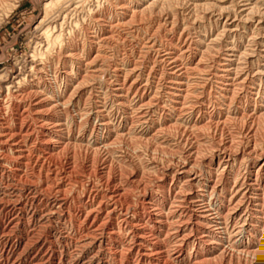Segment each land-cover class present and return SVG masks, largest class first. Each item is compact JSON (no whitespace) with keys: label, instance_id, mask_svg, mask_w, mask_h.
Instances as JSON below:
<instances>
[{"label":"bare ground","instance_id":"1","mask_svg":"<svg viewBox=\"0 0 264 264\" xmlns=\"http://www.w3.org/2000/svg\"><path fill=\"white\" fill-rule=\"evenodd\" d=\"M63 1L64 0H52L43 6L45 19L40 21L37 27L40 31L44 32L45 30H51L52 28H54L52 30L57 29L58 26L53 27L52 25L54 23L55 25H58L60 19L64 18L62 17L63 11H61V9L60 12H57L59 14L54 22L48 23L47 20L50 19L53 11H55ZM183 1L185 0H116L115 5L108 3L111 5L109 13H104L99 16H96L95 14V16H92V20L89 22L90 24H87V28L82 30L83 34L79 33L80 35H83L81 44H77L78 42L75 43L76 41L70 42L68 40L70 42H67L68 45H61V47H59L55 59H53L54 56L53 58L50 57V59L47 58L50 61L46 60V62H48L44 64V61L33 58V60L27 64V67H25L24 70L22 69L23 71L21 70L19 73L10 72L5 76L0 77V181H9L14 178H19L21 181L22 175L27 176L28 172H34L37 168L42 172L43 170H47V173L51 176L50 178H53L55 181L61 177L62 174L57 170H53L52 167L55 165L58 166L60 163L62 164L59 160L60 157L70 153L71 150L78 152L79 155L86 154L87 152L89 153L92 146H98L100 143L102 144V149L116 157L117 147L122 148L123 145H126L129 151V149H131V147L134 148L136 146L135 143L138 142L141 147L143 146L144 152H146L147 155L150 154L157 157L158 153H160V155H163L164 157V161H162L164 164H176L173 167L171 165L168 166V168L165 167L168 170L166 172L172 174L170 188H167L168 184L166 181H162L160 186L158 185L159 188H157L159 189V194L156 193V195H154V193L157 192L155 191L148 199L146 198L145 203L150 208V211L148 213L145 212V214V209H142L141 207L143 200L140 202V206L139 204H135L131 207L132 200L127 198V196L123 197V195H127L124 192L125 190L116 192L114 194L115 196L112 195L110 197L111 202H104L103 199H109L108 195L104 194L106 190L96 188L97 190L93 191L94 189H89L90 191L85 193L86 195L82 192L84 198H82L81 195L82 200H77L75 202L78 207L74 210L69 208L70 203L67 201L68 197L67 199H63V197L55 198L53 204L48 207L49 209L45 208L48 212L47 217L41 216L42 211H39V204L42 200L40 196L37 195L39 192L35 185H22V188H19V182L15 184L20 189L18 190V193H20L21 190L28 192L24 198L22 196L16 198V196L8 195L5 193V190H2L0 192V264H64L71 257L68 251L72 244L66 243V240L68 242V239H64L66 244L63 242L55 243L52 240H49V236H43L39 230L37 232L34 228L35 223L34 226H31L32 222H35L38 217L40 218L37 220L36 224L47 223L53 220L66 223L69 218V222H72L74 219L72 222L73 225L71 224V226L76 230L77 236H82L86 232L87 234L90 233L91 237L95 234V236L91 238L93 245L98 244L99 246H102L104 243L106 244V242H110L112 239V244L114 242L115 244H118V246H123L128 239L131 243L130 250H128L129 254H126V249V252L121 251L120 253L116 251H114L115 253H110L108 250L104 252L103 255L107 258H112L116 262L122 260L121 262L124 261V264H130V259L133 257L129 259L128 256L132 254V249L138 244V248H140L138 254L141 256H139L140 260L139 262L137 261L136 264L154 263L156 258L152 254H147L146 251L141 250L144 248L143 245L146 247L147 245L150 247L153 245L151 246L152 243L150 244V240L148 241L146 240L147 238H145L144 228L146 227L143 225L144 228H140L138 225L145 218L146 221L151 223L152 227L157 231L156 235L158 238L167 235L165 238L167 239L170 234L175 235V233L179 235L181 231H178V229L175 230V228L167 222L170 219L177 217V212L174 213L172 211L167 214L164 212L165 210L167 211L166 208L169 207L171 199H174L173 203L175 205L177 204L175 207L176 209L172 207L173 209L177 210L180 208L189 219H196L198 221L193 227H191V224L187 225L186 223L185 225L183 223V225L186 226V229L182 230L183 233H188V231L190 233L194 228L197 233L201 234L200 238H198V235V237L194 239L195 241H192V235L190 236L187 234L189 236L186 235L187 237L183 241L185 245L193 244L200 255L204 254V256H206L204 252H207V254L211 256L210 249H213L214 253H220L219 256H221L226 253V250L221 247L222 245L219 243L217 244L216 241L221 242L220 235L223 234L222 232L227 234L230 231V224H236L231 230V234L237 232V236L242 235L244 237L242 241L245 243L244 246H241L243 249H240L238 254H236L238 251L236 250V259L247 263V259L251 256L254 258L256 257L257 259L260 257V260H262L264 264V256L260 252V249L262 248L261 242L264 240V35L260 41H258V38L257 41L256 39L253 40L254 44L262 45V50L260 52H254V56L247 54L244 56L239 55L242 59H238V69L236 70L232 69L233 64H231L230 60L219 59L218 55V57L212 58V63H209V59H205V56L208 55L210 57L212 52H210L211 49H206V53V50H204V53L202 52L204 48L202 39H197L194 43L191 41L189 45H193L194 49H191V46L189 45L184 46V43L182 44L183 46L180 44V46H178L179 48L177 46L174 47L173 45L172 48V46L169 45L170 47L168 49L171 50L166 54L161 53L164 56L159 57L156 70H153L152 68V70H150L148 67L143 66L139 69L138 75L136 73L138 68H134L142 66L137 63L138 60L137 62H133V60L129 58V55L128 58L118 61L121 65L116 63L114 66L115 68L113 69V66H111L112 58L110 57L111 55L109 56L110 52L106 50L111 44V39L114 37V35H112L114 28L116 29L117 27L119 30V28H122L121 26L125 25V27H127V24H133L138 19H144L146 16L148 18V15L156 16V14L159 15L169 12V15L173 14L176 17L177 11L180 8L179 6L182 5ZM232 1V4L230 3V5H232L231 7H220L219 9L222 11L237 12V5L235 4L240 5L241 10L242 3H248L251 0ZM254 1L256 3H252V6L250 7H248L249 5L243 4L242 8L244 9L245 17L243 16V13H241V18H245V21L244 19L243 21L246 22L248 26H252L253 22H256L259 19L262 28L258 31L264 32V0ZM12 2L13 0H0V14L4 7H13L14 4H11ZM185 3H187V1ZM225 5H229V3ZM189 6L191 5L188 4V7ZM205 6L207 7V5ZM105 7L106 6H104V8ZM217 8L218 7H216V9ZM86 10L87 8H85V11ZM196 10L200 12V10ZM207 11L210 12L211 8L210 11ZM200 14H203V12ZM152 16L151 18H153ZM198 17L199 16L196 18ZM234 17L236 19V15ZM132 26L135 27V25ZM63 30H65V28ZM184 30L183 33L185 34ZM206 31H204V33ZM48 32L49 31L44 32L42 35V37L46 38V54H48L47 52L50 47L56 48L57 44L51 45L50 43H57V41L62 38L61 34L58 36H54V34L53 36H48ZM246 32H248V30ZM225 35L232 36L231 45H229L231 48L237 47V45L239 47V43H241L240 41L243 38V33L240 35L234 34L232 31H226V33L221 36L226 37ZM217 38L218 39H214V42L211 39L213 42L212 46L220 47L221 49V45L224 43H222L221 37L217 36ZM72 41H74V39ZM258 42L260 44H258ZM156 47L157 44L151 42L148 45L143 44L141 48H147L149 51ZM164 49L165 48H163V52ZM241 51L240 53H242ZM117 56H119L118 53ZM233 57H235V55H233ZM120 66L128 69L133 67L135 70H131L129 75L122 77L127 72L125 73V70ZM243 66H250V69L245 70ZM157 69L166 70L162 73L161 78L157 77ZM253 69L261 71L254 73ZM112 75L115 76V82H110L109 80V76ZM134 78L136 79L133 80ZM138 81L142 82L140 86L137 84ZM101 83L102 85H99ZM98 86L101 87L100 89H104L105 87L106 92L104 95L106 97H111L110 99L115 107L111 108V111H109L105 105H103V107L98 105L100 104L97 103L99 100L96 92ZM116 112L121 115L118 120L114 116ZM109 113H112L113 118ZM146 114L148 117L151 114L157 116L158 121L154 119L149 120ZM50 121H52V123ZM63 127L65 128L63 129ZM73 131L78 132L76 137L72 134ZM88 137L90 140H87ZM125 137H127V139ZM160 137H162L165 140V143H168L170 146H165V148H163L164 144L160 145L162 147L157 151L158 148L155 147V144ZM118 140L122 141L119 142ZM84 143H86L87 147L83 146ZM99 148H97L96 153H94L96 156L94 157V161H96V166L99 167V169L101 166L103 167V169H101V171H103L100 174L96 171L98 174H96V176L101 180V178H104L103 175L106 172L105 170H108L111 173V171H113V166L111 165L108 167V162L101 160V148ZM133 155L134 152L132 156ZM128 156L129 155H127V158L130 160V163L141 170V167L144 165V159L142 156L136 155L137 157L135 156L133 159L135 161L130 158L132 156ZM155 159L157 161L158 158ZM125 160L126 156H122L117 159V163L122 162L125 166ZM147 160L149 159L147 158ZM149 161H151V159ZM92 163L94 164V162ZM154 165L156 168L161 166L158 161L155 162ZM73 166H75L74 163ZM119 166H121V164H119ZM93 168L94 167H92V169ZM67 173L65 175H67ZM124 173L127 174L126 171H124ZM154 173L156 174L155 171ZM105 175L107 174L105 173ZM31 177L26 178L31 180L33 178ZM153 177H156V175ZM37 178L41 179V176L40 178L37 176ZM129 178L130 177L128 176V179ZM133 179H135V175H133ZM60 180H63V184L61 183L59 185L57 183L59 193L69 185V183L67 184V178L61 177ZM121 180L122 179H120V181ZM159 181H161V179ZM35 182L34 184H36ZM95 182H97V180ZM132 183L134 185V182ZM141 185L138 183L135 184L137 189H140ZM119 186L123 185L119 184ZM46 187L47 188L44 189H50L51 186ZM91 188L93 187L91 186ZM144 190H146V188H144ZM48 191L45 190V192L50 193ZM132 191L133 190L130 189V191H126V193L131 195L129 193H132ZM143 193L144 191L141 194L143 195ZM61 194L62 193H60V195ZM47 195L48 194H46V196ZM158 195L161 198L160 200L157 198ZM132 196L135 198L134 195ZM53 197L57 196L55 195ZM200 202L204 204L206 203L205 212L198 213L196 212L197 210H193L194 208L192 206ZM124 205L126 207H124ZM142 205H144V203ZM159 205H161L162 208L160 209L163 211L157 208ZM71 211H74L75 213L74 216H71L72 218L70 217ZM80 224L87 225L88 228L83 229ZM219 226H222L223 228L221 229ZM219 231H221V233H219ZM87 237H89V235ZM168 239V242L171 243L173 237ZM159 245H161V243ZM257 247L259 248L257 249ZM33 249H38V251L34 257H31L30 253ZM146 250L148 251V249ZM75 251L77 250L74 249V252ZM80 251H82V249ZM143 251L145 253H143ZM185 252L186 251L183 252L182 250L174 252L173 250L172 252L166 251V253H162L170 263H173L175 260L177 262L189 264L191 263L192 257ZM216 258L218 257L216 256ZM212 260L214 259L212 258ZM198 262L200 263V261ZM132 263H134V260ZM162 263L164 264V262Z\"/></svg>","mask_w":264,"mask_h":264},{"label":"rangeland","instance_id":"2","mask_svg":"<svg viewBox=\"0 0 264 264\" xmlns=\"http://www.w3.org/2000/svg\"><path fill=\"white\" fill-rule=\"evenodd\" d=\"M49 1H52V0H13V2L11 3V4H14L13 5V7L12 6H8V7H4L2 10V13L0 14V77H3V76H5L6 74H8V73H10V72H15V73H19V72H21V70L23 69H25V67H27V64L28 63H30L32 60H33V58H35L36 60H41V61H44L43 63L45 64V63H47L48 61H50V60H48L47 58H49L50 59V57L51 58H53V56H54V58L53 59H55L56 58V56H57V52H58V49H59V47H61V45H68V43H70V42H75V43H77V44H81L82 43V39H83V35H80L79 33H82L83 34V31L82 30H84L85 28H87L86 26H88L90 23V21L92 20V16H95V14H96V16L98 15H102V14H107V13H109V10H110V8H111V5H115V3H116V0H113V1H111V0H64L63 2H62V4H60L56 9H55V11H53V13L51 14V17H50V19L49 20H47V22L48 23H52V22H54L55 21V19L57 18V15L59 14V13H57V12H60V9H61V11H63L62 12V17H64V18H62V19H60V21H59V23H58V25H55V23L52 25L53 27L54 26H58L57 27V29H55V30H52V29H54V28H52L51 30H45L44 32H47V31H49L48 33V36H53V34H54V36H58V35H62V38L59 40V41H57V43H50L51 45H53V44H57L56 45V48H54V47H50V49H48V54H46V50H47V48L45 47L46 46V38H44V37H42V35L44 34V32L43 31H40V29H38L37 27H38V25H39V23H40V21H42L43 19H45V15H44V12H43V6L47 3V2H49ZM87 1V2H86ZM93 1V2H92ZM108 1V2H107ZM115 1V2H114ZM187 1V3L189 4V5H191V6H189L188 7V4L187 3H185ZM190 1V2H189ZM196 1V2H195ZM214 1V2H213ZM221 1H222V3H221ZM240 1H242V0H240ZM240 1H238V2H240ZM244 1V0H243ZM83 2H84V5H83ZM90 2V3H89ZM96 2V3H95ZM232 0L230 1V0H219V2H218V0L216 1V0H185V1H183L182 2V5H180L178 8V11H177V15H176V17L172 14H170L169 15V12H166L165 14L164 13H162V14H156V16L155 15H148V18H147V16L144 18V19H136L134 22L135 23H131L132 25H135V27L134 26H132L131 24H127L126 26L127 27H125V25L124 26H121L122 28H119V30H118V28L116 27V29L114 28L113 29V31H112V35H114V37H113V39H111L112 41H111V44L107 47V51H109L110 53H109V56L112 58V65L111 66H113V69L115 68L114 66H115V64L116 63H120V62H118V61H120L121 59L122 60H124V58H128V56H129V58H131V60H133V62H137V60H138V64H141L142 66L141 67H134V68H138L137 69V71H136V73H137V75L139 74V69L140 68H142L143 66H146V67H148L150 70H156V66H157V62H158V59H159V57L160 56H164V55H162V54H166V53H168L170 50L168 49L170 46H174V47H178V46H180V44L182 45L183 43V45L184 46H188L190 43H191V41H192V43H194L197 39H202V41H203V45H204V48H203V50H202V52L204 53V50H209V49H211L210 50V52H212L211 53V55H210V57L207 55V56H205V59H209V63H212V58H214V57H218L219 59H223V60H227V61H229L230 60V62H231V64H233V66H232V69L233 70H236V69H238V59L240 60V59H242V57H240V56H244V55H252V56H254V52H260L261 50H262V45L258 42V44H260V45H257V44H254V41L253 40H255L256 39V41H257V38H258V41H260L261 40V38H262V36L264 35V32H259L258 30L260 29V28H262V26H261V24H260V20L258 19L256 22H253V25L252 26H248L247 24H246V22H244L245 21V14H244V9L242 8V6H243V4L244 5H249L248 7H250V6H252V3L254 4V3H256L254 0H251V1H249L248 3L246 2V3H242V5H241V10H240V5H238V4H235V5H237V9H236V11L237 12H239V13H237V12H230V11H225V10H220L219 8L220 7H223V8H225V7H231L232 5H230V3L232 4ZM111 4V5H109V4ZM203 3H205V4H203ZM214 3H215V5H214ZM229 3V5H225V4H228ZM80 4V5H79ZM197 6H195V5ZM204 6H203V5ZM209 4V5H208ZM213 6H212V5ZM63 5V6H62ZM78 5V6H77ZM108 5V6H107ZM194 5V6H193ZM198 5H202V6H198ZM205 5H207V7L205 6ZM224 5V6H223ZM104 6H106L105 8H104ZM186 6V7H185ZM209 6V7H208ZM215 6V7H214ZM83 7V8H82ZM212 7H213V9H212ZM216 7H218L217 9H216ZM75 8V9H74ZM80 8V9H79ZM85 8H87V10L85 11ZM92 8H93V10H92ZM198 9V10H200V12L199 11H195V10H193V9ZM210 8H211V11H210ZM66 9V10H65ZM79 9V10H78ZM91 9V10H90ZM106 10V11H104V10ZM202 9H203V11H202ZM90 10V11H89ZM95 10V11H94ZM103 10V11H102ZM207 10H209L210 12H208ZM214 12H213V11ZM216 10V11H215ZM243 10V11H242ZM65 11V12H64ZM67 11V12H66ZM187 11V12H186ZM220 11V12H219ZM223 13H222V12ZM225 11V12H224ZM196 12H198V13H195ZM203 12V14H200V13H202ZM206 12H208V13H206ZM219 12V13H218ZM98 13V14H97ZM227 13V14H226ZM241 13H243V19H244V21H243V19L241 18L242 17V15H241ZM55 14V15H54ZM85 14V15H84ZM93 14V15H92ZM194 14V15H193ZM200 14V15H199ZM211 14V15H210ZM220 14H221V16H222V18H221V16H220ZM223 14V15H222ZM231 16H230V15ZM239 14V15H238ZM54 15V16H53ZM84 15V16H83ZM88 15V16H87ZM159 17H158V16ZM161 15V16H160ZM164 15V16H163ZM202 15V16H201ZM203 15H205V16H207V17H205V16H203ZM236 15V19H235V16ZM53 16V17H52ZM69 16V17H68ZM91 16V17H90ZM150 16V17H149ZM151 16L153 17V18H151ZM163 16V17H162ZM189 16V17H188ZM197 16H201L200 18L198 17V18H196ZM219 16V17H218ZM68 17V18H67ZM90 17V18H89ZM228 17V18H227ZM168 18V19H167ZM176 18V19H175ZM202 18V19H201ZM204 18V19H203ZM68 19V20H67ZM88 19V20H87ZM146 19V20H145ZM153 19V20H152ZM178 19V20H177ZM195 19V20H194ZM197 19V20H196ZM201 19V20H200ZM210 19V20H209ZM212 19V20H211ZM220 19V20H219ZM222 19V20H221ZM65 20V21H64ZM161 20V21H160ZM166 22H165V21ZM175 20V21H174ZM236 20V21H235ZM177 21V22H176ZM183 21H184V23H183ZM187 21V22H186ZM240 21V22H239ZM243 21V22H242ZM154 22V23H153ZM160 22V23H159ZM202 22V23H201ZM231 24H230V23ZM237 22V23H236ZM66 23V24H65ZM143 23V24H142ZM166 23H168V24H166ZM176 23H177V25H176ZM179 23V24H178ZM183 23V24H182ZM194 25H193V24ZM244 23V24H243ZM62 24V25H61ZM82 24H84L85 25V27H84V25H82ZM88 24V25H87ZM156 24V25H155ZM158 24V25H157ZM171 24V25H170ZM187 24V25H186ZM256 24V25H255ZM258 24V25H257ZM60 25V26H59ZM147 25V26H146ZM173 25H176V26H173ZM241 25V26H240ZM63 26V27H62ZM83 26V27H82ZM160 26V27H159ZM180 26V27H179ZM183 26H184V28H183ZM216 26V27H215ZM227 26V27H226ZM237 26V27H236ZM246 26H247V28H246ZM172 27V28H171ZM223 27H224V29H223ZM241 27V28H240ZM244 27V28H243ZM257 27V28H256ZM48 28V27H47ZM46 28V29H47ZM65 28V30H63ZM81 28V29H80ZM161 28H162V30H161ZM196 28V29H195ZM39 31H38V30ZM153 29V30H152ZM186 31H185V30ZM204 29V30H203ZM227 29V30H226ZM244 29V30H243ZM246 29V30H245ZM254 29V30H253ZM257 29V30H256ZM59 30V31H58ZM78 30V31H77ZM115 30V31H114ZM142 30V31H141ZM158 30V31H157ZM176 30V31H175ZM183 30H184V32H185V34L183 33ZM207 30V31H206ZM236 30V31H235ZM240 30V31H239ZM248 30V32H246ZM250 30V31H249ZM66 31V32H65ZM121 31V32H120ZM157 31V32H156ZM204 31H206L205 33H204ZM226 31H232L234 34H240V35H242V33H243V35H242V40L240 41L241 43H239L240 45H239V47H238V45H237V47H230L229 45H231L230 43H231V41H232V36H226V37H223V36H221L222 34H225L226 33ZM53 32V33H52ZM57 32V33H56ZM202 32V33H201ZM251 32V33H250ZM253 32V33H252ZM77 33V34H76ZM128 33V34H127ZM130 33V34H129ZM148 33H150V34H148ZM211 33V34H210ZM222 33V34H221ZM263 33V34H262ZM67 34V35H66ZM157 34V35H156ZM158 34H160V35H158ZM253 34V35H252ZM76 37H75V36ZM77 35H78V37H77ZM80 35V36H79ZM179 35V36H178ZM181 35V36H180ZM251 35H252V37H253V39H252V37H251ZM256 35V36H255ZM259 35V36H258ZM68 36V37H67ZM132 36V37H131ZM201 36H202V38H201ZM217 36H219V37H221L222 38V43H224V44H222L221 45V49H220V47H213L212 46V44H213V42L215 41L214 39H218L217 38ZM246 36H248V37H246ZM250 36V37H249ZM255 36V37H254ZM81 37V38H80ZM151 37V38H150ZM156 37V38H155ZM163 37V38H162ZM184 37V38H183ZM189 37V38H188ZM195 37V38H194ZM215 37V38H214ZM229 37V38H228ZM41 38V39H40ZM43 38V39H42ZM65 38H66V40H65ZM76 38V39H75ZM160 38H162V39H160ZM183 38V39H182ZM220 38V39H221ZM249 38V39H248ZM250 38H251V40H252V42H251V40H250ZM74 39V41H72ZM81 39V40H80ZM121 39V40H120ZM145 39V40H144ZM157 39V40H156ZM181 39V40H180ZM192 39V40H191ZM213 40V42H212V40ZM229 39H231V40H229ZM70 42H69V41ZM78 40H80V41H78ZM140 40V41H139ZM159 40H161V41H159ZM179 40V41H178ZM120 41V42H119ZM125 41V42H124ZM142 41V42H141ZM146 43H145V42ZM157 41V42H156ZM185 41H186V43H185ZM64 42H66V43H64ZM68 42V43H67ZM140 42V43H139ZM151 42H154V43H156L157 44V47L156 48H154V49H152V50H149V51H151V52H149L148 51V49L146 48H141L142 47V45L143 44H150ZM160 42V43H159ZM229 42V43H228ZM164 43V44H163ZM167 43V44H166ZM174 43V44H173ZM139 44V45H138ZM176 44V45H175ZM186 44V45H185ZM211 44V45H210ZM227 44V45H226ZM245 44V45H244ZM249 44V45H248ZM161 45V46H160ZM168 47H167V46ZM170 45V46H169ZM182 45V46H183ZM138 46V47H137ZM140 46V47H139ZM173 46H172V48H173ZM189 46H191V49H194V46L193 45H189ZM226 46V47H225ZM251 46V47H250ZM258 46V47H257ZM260 46V47H259ZM41 47V48H40ZM114 47V48H113ZM116 47V48H115ZM125 47V48H124ZM210 47V48H209ZM213 47V48H212ZM254 47V48H253ZM52 48V49H51ZM111 48V49H110ZM113 48V49H112ZM163 48H165L164 49V52H163ZM179 48V47H178ZM243 48V49H242ZM251 48V49H250ZM253 48V49H252ZM117 49V50H116ZM161 49H162V51H161ZM215 49H217V50H215ZM233 49V50H232ZM237 49V50H236ZM245 49V50H244ZM249 49V50H248ZM256 49V50H255ZM43 50H44V52H43ZM57 50V51H56ZM127 50V51H126ZM136 50V51H135ZM139 50H141V51H139ZM146 50V51H145ZM154 50H156V51H154ZM157 50H158V52H157ZM160 50V51H159ZM207 50L205 51V53L207 52ZM215 52H214V51ZM220 50V51H219ZM239 50V51H238ZM242 50V51H241ZM254 50V51H253ZM63 51V50H62ZM223 51V52H222ZM230 51H235V52H230ZM240 51L242 52V53H240ZM56 52V53H55ZM222 52V53H221ZM250 52V53H249ZM117 53L119 54V56H117ZM134 53V54H133ZM137 53V54H136ZM142 53V54H141ZM153 53V54H152ZM162 53V54H161ZM218 53V54H217ZM225 53H227V54H225ZM234 53V54H233ZM237 53V54H236ZM50 54H51V56H50ZM134 56H133V55ZM140 54V55H139ZM150 54V55H149ZM123 55V56H122ZM142 55H144V56H142ZM215 55V56H214ZM218 55V56H217ZM233 55H235V57H233ZM240 55V56H239ZM124 56H126V57H124ZM147 56V57H146ZM212 56V57H211ZM239 56V57H238ZM138 57V58H137ZM140 57V58H139ZM142 57V58H141ZM144 57V58H143ZM146 57V58H145ZM157 57V58H156ZM207 57H209V58H207ZM255 57H257V56H255ZM115 58V59H114ZM226 58V59H225ZM230 58H232V59H230ZM140 59V60H139ZM155 59H156V61H155ZM235 59V60H234ZM46 60H48L47 62H46ZM150 60V61H149ZM116 61V62H115ZM143 61V62H142ZM152 61V62H151ZM142 62V63H141ZM153 62H154V64H156V65H154L153 64ZM235 62V63H234ZM114 63V64H113ZM149 63V64H148ZM144 64V65H143ZM23 65V66H22ZM119 65H121V64H119ZM237 65V66H236ZM264 65V64H263ZM122 69H124L125 70V75H123L122 77H125L126 75H129V73H131V70H135V69H133V67H130L129 69L128 68H123L122 66H120ZM121 68H119V69H121ZM152 68V69H151ZM155 68V69H154ZM243 68L245 69V70H249L250 69V66H243ZM60 69H61V67H60ZM22 70V71H23ZM159 69H157V77L158 78H161L162 77V73L164 72V71H166V70H159ZM258 71H261V70H255V69H253V72L254 73H256V72H258ZM7 72V73H6ZM160 73H161V75H160ZM112 78V79H111ZM136 78H134L133 80H135ZM109 80H110V82L112 81V82H115V76H109ZM140 83V84H139ZM137 84H138V86H140L141 84H142V82H140V81H138L137 82ZM144 84V83H143ZM99 85H102V83L101 84H99ZM103 86H105V85H103ZM101 87L100 86H98L97 87V90H96V92H97V95H98V97H99V102L97 101V103H100V104H98L99 106H101V107H103V105H105L107 108H108V110L109 111H111L112 109L111 108H115L114 106H113V104H112V101H111V97H109V96H105L104 94H105V92H106V89H105V87H104V89H100ZM103 88V87H102ZM100 92V93H99ZM104 92V93H103ZM103 95H104V97H103ZM100 98H101V100H100ZM107 100V101H106ZM108 100H110V101H108ZM111 109V110H110ZM51 113V112H50ZM110 114V116L112 117V113H109ZM116 118H117V120L120 118V114H118V112H116L115 113V115H114ZM119 116V117H118ZM146 116L148 117V115L146 114ZM153 116V117H152ZM155 115H149V120L150 119H154V120H157L158 121V118H157V116H155ZM113 118V117H112ZM51 123H52V121H50ZM50 124V123H49ZM65 124V123H64ZM96 124V123H95ZM117 125L119 126V124L117 123ZM66 127V126H65ZM65 127H63V129L65 128ZM158 129V128H157ZM66 130V129H65ZM67 132V131H66ZM77 131H73L72 132V134L73 135H75V137H76V135H77ZM162 136V135H161ZM126 139H127V137H125ZM87 140H90L89 139V137L87 138ZM119 141V140H118ZM120 141H122V140H120ZM119 141V142H120ZM123 141H124V139H123ZM164 141V142H163ZM138 142H136L135 143V147L134 148H132L131 147V149H129V151H128V148H127V146L125 145H123V147L125 148H123L122 146V148L124 149H122V148H120V147H117V153H116V157H115V155H113L114 156V158H113V156L111 155V154H109V153H107V151L106 150H104V149H102V144L100 143L98 146H90L89 148H90V150H89V153L87 152L86 154H82V155H79L78 154V152H75V151H73V150H71V152L70 153H67V154H65V156H62V157H60L59 158V160H60V162H62V164L60 165V164H58V166H54V167H52V169L53 170H57L60 174H62L61 175V177H65V178H67V184L69 183V185H67L66 186V188H64L62 191H60V193H62L61 195H60V193H59V190H58V188H57V186H58V184L60 185L61 183L63 184V180L61 181L60 180V178L61 177H59L57 180H53V178H50L51 176H49V173H47L48 171L47 170H43V172L42 171H40V169L39 168H37L34 172H28V174H27V176L26 175H22V179H21V181H20V179L19 178H14V179H10L9 181H7V180H4V181H0V189L3 187V184H4V187L0 190V192L3 190H5V193H7L8 195H14V196H16V198H18V196H22L23 198L24 197H26V195L28 194V192L27 191H20V193H18V190H20L19 188H22L21 186L23 185V186H26V185H35V187L38 189V192H39V194L37 193V195H39L40 196V198H41V203L39 204L40 205V209H39V211L41 212L42 211V213H41V216H45V217H47V214H48V212L46 211V209L45 208H48L51 204H53V202H54V200H55V198H62L63 197V199L65 198V199H67V197H68V202L70 203L69 205V208L71 209V210H74L75 208H77L78 207V205H76L75 204V202L77 201V200H82V198H84V194L85 193H87V192H89L90 190H92V189H94L93 191H95V190H97V189H101V190H106L105 192H104V194L105 195H108V198L109 199H107V198H105V199H103V201L104 202H111V200H110V197L112 196V195H114L116 192H118V191H120V190H125L124 192H125V194H127V195H123V197H126L127 196V198H130L131 200H132V203H131V207L132 206H134L135 204H139V206H140V202H142V200H143V203H144V205H142L141 204V207H142V209H145L144 210V214H145V212L146 213H148L149 211H150V208L148 207V205L145 203V201H146V198L148 199L149 198V196L151 195V194H153L155 191H157V192H155L154 193V195H156V193H158L159 194V192H158V188H159V186H160V184H161V182L162 181H166V183L168 184L167 186V188L169 189L170 188V184H171V181H172V174L171 173H167L166 171H168L166 168H168V166H174V165H176L175 163H171V164H164V162H162V161H164V157H163V155H160V153H158V155H157V157H155V156H153V155H147V153L146 152H144V148H143V146L141 147V145H139V143L137 144ZM160 143H162V144H160ZM164 144V145H163ZM160 145H163L164 147L163 148H165V146L167 147H169L170 145H168V143H165V140L162 138V137H160L159 138V140L157 139V141H156V144H155V147H157L158 149H157V151L159 150V148L160 147H162V146H160ZM75 146H79V145H75ZM83 146H85V147H87L86 146V143H84V145ZM137 146H138V149H137ZM101 149H100V148ZM97 148H99L100 150H101V156L102 157H100L101 158V160L102 161H106V162H108L107 163V166L109 167V166H113L112 168H113V171H111V173L108 171V170H105L104 172L107 174V175H105V173H104V178H101V180L96 176V174L98 173V174H100L102 171H101V169H103V167L101 166L100 167V169H99V167H97L96 165V161H94V157H96L95 155H94V153H96V149ZM137 150H136V149ZM140 148H142L143 149V151H142V149H140ZM93 149V150H92ZM127 149V150H126ZM134 152V155L132 156V154H133V152ZM91 151V152H90ZM120 153H119V152ZM132 152V154H131V152ZM125 152V153H124ZM130 152V153H129ZM105 153V154H104ZM138 153V154H137ZM146 153V154H145ZM71 154V155H70ZM88 154V155H87ZM93 154V155H92ZM138 156H142V158L144 159V161H143V163H144V165L142 166V167H144V168H142L141 167V170L140 169H138V167L136 168V166H134L133 164H131L130 163V160L127 158V155H129L128 157H130V156H132V157H130V158H132V160L134 159V157L136 156V155ZM74 155V156H73ZM106 155V156H105ZM111 155V156H110ZM68 156V157H67ZM72 156V157H71ZM122 156H126V160L124 161V162H126L125 164V166H124V164H122V162H119V163H117V159L118 158H120V157H122ZM136 156V157H137ZM146 156V157H145ZM148 156V157H147ZM76 157V158H75ZM90 157V158H89ZM145 157V158H144ZM154 157V158H153ZM68 158V159H67ZM70 158V159H69ZM74 158V159H73ZM147 158L150 160L151 159V161H149V160H147ZM152 158H153V161H152ZM155 158H158L157 159V161H158V163L161 165L159 168H156V166L154 165V163L155 162H157L156 161V159ZM93 161H92V160ZM115 159V160H114ZM161 159V160H160ZM58 160V161H59ZM66 160V161H65ZM75 160V161H74ZM78 160V161H77ZM87 160V161H86ZM68 161V162H67ZM70 161V162H69ZM94 162V164L92 163V162ZM114 161H116V162H114ZM133 161H135V160H133ZM66 164H65V163ZM75 164V166H73V163ZM76 162V163H75ZM110 162V163H109ZM147 164H146V163ZM130 163V164H129ZM163 163V164H162ZM65 164V165H64ZM71 166H70V165ZM79 164V165H78ZM109 164V165H108ZM119 164H121V166H119ZM60 165V166H59ZM101 165V164H100ZM128 165V166H127ZM132 165V166H131ZM166 165V166H165ZM69 166V167H68ZM87 166V167H86ZM99 166V165H98ZM123 166V167H122ZM130 166V167H129ZM162 166H163V168H162ZM59 167H61V168H59ZM92 167H97V168H93L92 169ZM125 167H128L129 168V170H128V168H125ZM134 167V168H133ZM140 167V166H139ZM150 167V168H149ZM154 167V168H153ZM166 167V168H165ZM54 168H56V169H54ZM68 168H70V169H68ZM121 168V169H120ZM125 168V169H124ZM130 168H132V169H130ZM145 168H147V169H145ZM153 168V169H152ZM160 168H162V169H160ZM62 169V170H61ZM65 171H64V170ZM73 169V170H72ZM99 171H98V170ZM136 169V170H135ZM143 169V170H142ZM152 169V170H151ZM155 169V170H154ZM120 170H121V172H120ZM122 170H123V172H122ZM156 170H158V171H156ZM161 172H160V171ZM39 171H40V173H39ZM62 173H61V172ZM96 171H97V173H96ZM118 172V174H117V172ZM124 171H126L127 172V174L126 173H124ZM133 171V172H132ZM135 171V172H134ZM141 171V172H140ZM147 171V172H146ZM150 171H152V172H150ZM154 171L156 172V174L154 173ZM163 171H164V173H163ZM68 172V173H67ZM115 172V173H114ZM139 172V173H138ZM146 172V173H145ZM27 173V172H26ZM38 175H37V174ZM67 173V175H65ZM71 173V174H70ZM84 173V174H83ZM95 173V174H94ZM135 173V174H134ZM146 175H145V174ZM30 174V175H29ZM97 174V175H98ZM113 174H114V176H113ZM125 174V175H124ZM142 174H144V175H142ZM153 176H155L156 175V177H153ZM164 174V175H163ZM170 174V175H169ZM31 175H32V177H31ZM44 175V176H43ZM68 175H71V176H68ZM80 175V176H79ZM121 177H120V176ZM124 175V176H123ZM126 175H127V177H126ZM133 175H135V179H133ZM168 175V176H167ZM23 176H24V178H23ZM35 176V177H34ZM37 176L40 178V176H41V179H38L37 178ZM92 176V177H91ZM95 177V180H94V177ZM102 176V177H103ZM106 176V177H105ZM117 176V177H116ZM128 176L131 178H129L128 179ZM144 176V177H143ZM148 176V177H147ZM150 176V177H149ZM26 177H31L32 179L31 180H29V179H27ZM49 177V178H48ZM91 177V178H90ZM112 177V178H111ZM125 177V178H124ZM139 177H140V179L142 180H140L139 179ZM145 177H147V178H145ZM168 177V178H167ZM36 178V179H35ZM48 178V179H47ZM72 178V179H71ZM156 180H155V179ZM161 179V181H159L160 179ZM26 179V180H25ZM69 179V180H68ZM87 179H88V181H87ZM120 179H122L121 181H120ZM136 179H137V182H136ZM150 179V180H149ZM153 179V180H152ZM159 179V180H158ZM166 179V180H165ZM32 180H33V182H32ZM37 180V181H36ZM47 180V181H46ZM53 180V181H52ZM73 180V181H72ZM92 180V181H91ZM97 180V182H95ZM99 180V181H98ZM130 182H129V181ZM148 182H147V181ZM32 183H31V182ZM36 181V182H35ZM46 181V182H45ZM49 181V182H48ZM70 181V182H69ZM76 181V182H75ZM90 181H91V183H90ZM105 181V182H104ZM109 181V182H108ZM145 181V182H144ZM150 181V182H149ZM155 181V182H154ZM157 181H158V183H157ZM2 182V183H1ZM17 182H19L18 184L20 185L19 186V188L15 185V184H17ZM26 182V183H25ZM29 182V183H28ZM34 182L36 183V184H34ZM41 182V183H40ZM45 182V183H44ZM53 182V183H52ZM89 182V183H88ZM94 182V183H93ZM101 182V183H100ZM103 182V183H102ZM118 182V183H117ZM122 184H121V183ZM125 182V183H124ZM132 182H134V185H133V183ZM141 182V183H140ZM142 182H143V184H142ZM147 182V183H146ZM13 183V184H12ZM22 183H24V184H22ZM31 183V184H30ZM37 183H38V185H37ZM40 183V184H39ZM46 183H47V185H46ZM58 183V184H57ZM83 185H82V184ZM84 183H85V186H84ZM98 183V184H97ZM102 185H100V184ZM127 183H128V185H127ZM142 184L141 185V188L140 189H137V186H135V184ZM155 183H157V184H155ZM2 184V185H1ZM11 184V185H10ZM88 184V185H87ZM106 184V185H105ZM119 184L120 185H123V186H119ZM150 184H152V185H150ZM13 185V186H12ZM32 185V186H33ZM96 185V186H95ZM100 185V186H99ZM105 185V186H104ZM107 185H108V188H107ZM113 185V186H112ZM133 185V186H132ZM159 185V186H158ZM15 186V187H14ZM46 186H51L50 187V189H44V188H47ZM75 186V187H74ZM82 186H84V187H82ZM91 186L93 187V188H91ZM104 186V187H103ZM142 186H145V187H142ZM150 186V187H149ZM87 187V188H86ZM102 187H103V189H102ZM114 187V188H113ZM120 189H119V188ZM123 187V188H122ZM158 187V188H157ZM11 188V189H10ZM49 188V187H48ZM83 188H85V189H83ZM97 188V189H96ZM117 188V189H116ZM125 188V189H124ZM144 188H146V190H144ZM8 189V190H7ZM14 189H17V190H14ZM41 189V190H40ZM55 189V190H54ZM90 189V190H89ZM109 189V190H108ZM130 189L131 190H133L132 191V193L130 192L129 194H131V195H128V193H126V191L127 192H129L130 191ZM142 189V190H141ZM152 189V190H151ZM45 190L46 191H48V192H50V193H47V192H45ZM53 190V191H52ZM65 190V191H64ZM68 190V191H67ZM84 190V191H83ZM129 190V191H128ZM151 190V191H150ZM41 191H43V192H41ZM58 191V192H57ZM71 191V192H70ZM75 191V192H74ZM144 191V193H143V195L141 194L142 192ZM16 192V193H15ZM23 192V193H22ZM45 192V193H44ZM57 192V193H56ZM69 193V194H67V193ZM84 194H83V193ZM107 192V193H106ZM139 192V193H138ZM187 192L189 193V191L187 190ZM44 193V194H43ZM53 193V194H52ZM65 193V194H64ZM188 193H186V194H188ZM42 194V195H41ZM46 194H48L47 196L49 197H47L46 196ZM64 194V195H63ZM137 194V195H136ZM145 194V195H144ZM52 195V196H51ZM57 196V197H53V196ZM81 195H82V198H81ZM86 195V194H85ZM132 195H134L135 196V198L132 196ZM139 195V196H138ZM142 195V196H141ZM161 195V194H160ZM167 195H168V193H167ZM45 196V197H44ZM59 196V197H58ZM115 196V195H114ZM137 196V197H136ZM162 196V195H161ZM53 197V198H52ZM76 197H77V199H76ZM132 197V198H131ZM141 197V198H140ZM145 197V198H144ZM156 197V196H155ZM47 198H48V200H47ZM81 198V199H80ZM144 198V199H143ZM157 198L160 200L161 198H160V196L158 195L157 196ZM134 199V200H133ZM156 199V198H155ZM46 200V201H45ZM50 200V201H49ZM52 200V201H51ZM71 200V201H70ZM73 200V201H72ZM121 200H123V199H121ZM124 201V200H123ZM134 201V202H133ZM173 201H174V199H171V203H170V205H169V207H167L166 209H167V211L165 210L164 212L167 214L168 212L170 213V212H177V217H175V218H172V219H170L169 221H167L168 222V224L170 223V225L173 227V228H175V230H177L178 229V231L180 230L181 231V233H179V235L177 234V233H175V235L174 234H170V236H168V238H170V237H173V240H172V242L171 243H169L168 242V238L167 239H165L166 238V236H163V237H161V238H158L157 237V231L155 230V228H153L152 227V225H151V223H149V222H147L146 221V219L144 218V217H142V218H144L141 222H140V224L138 225V226H140V228L142 227V228H144V226L146 227V228H144V230H145V238H147L146 240H150L149 242H150V244H151V246L153 245H156V246H152V247H150V246H148L147 245V247L145 246V245H143L144 246V248L143 249H141V250H144V251H146V253L147 254H152L155 258H156V261H154V263H151V264H160V262H161V264H163L162 262H164V264H188V263H183V262H177V261H173V263L171 262H169L165 257H164V255H163V253L162 252H164V253H166V251H168V252H172L173 250H174V252H176V251H186L185 253L187 254V255H189V256H191L192 257V260H191V263H189V264H196V263H198V264H243L244 262H241L240 260L238 261V259H236V257L237 256H235L236 254H238V252H240V249H243V247H241V246H244V244L245 243H243V236L242 235H239V236H237L236 235V233H233V234H231V230L234 228V226H236V224H230V231L227 233V234H225L224 232H222L223 234H221L220 235V238H221V242H219V241H216V243L218 244H220V245H222L221 247H223L224 248V250H226L225 252V254H223V255H221V256H219V254L220 253H214L213 251V249H210L211 250V256L210 255H208L207 254V252H204L205 253V255L206 256H204V254H201L200 255V253L195 249V247H194V245L193 244H188V245H185L184 243H183V241L186 239V237L187 236H191L192 235V237L191 238H193L192 239V241H195L194 239L195 238H197L198 237V235H199V237L198 238H200L201 237V234H199V233H197L196 232V229H194L193 228V230H191V232L189 233V231H188V233H183V231L182 230H184V229H186V223H187V225L188 224H191V227H193V225L197 222L198 223V221L195 219H189V217L184 213V212H182L181 210H180V208L179 209H177V210H175L176 208V206H177V204L175 205L174 203H173ZM44 202V203H43ZM139 202V203H138ZM208 202V201H207ZM50 203V204H49ZM160 203V202H159ZM44 204V205H43ZM124 204V203H123ZM206 204V203H205ZM204 203H202V202H200V203H198V204H196V205H193L192 207L194 208H192L193 210H197L196 212H198V213H202V212H205L206 211V205H205ZM173 205V206H172ZM198 206V207H197ZM124 207H126L125 205H124ZM146 207V208H145ZM172 207H174L175 209H173ZM157 208H162L161 207V205H159V207H157ZM173 210H172V209ZM200 208V209H199ZM42 209V210H41ZM44 209V210H43ZM49 209V208H48ZM183 209V208H182ZM212 209V208H211ZM161 210V209H160ZM185 210V209H184ZM203 210V211H202ZM161 211H163V210H161ZM182 212V213H181ZM70 217L73 215H75V213H74V211H71L70 212ZM180 216H179V215ZM213 214V213H212ZM185 215V216H184ZM181 217V218H180ZM39 218L40 217H38L36 220H35V222L33 221L32 222V224H31V226H34V223H35V226H34V228H35V230H37V232H38V230L40 231V233L43 235V236H49V240H52L53 242H55V243H57V242H63V243H65V240L64 239H68V242H67V240H66V243H69V244H72L71 245V247H70V249H69V251H68V253L71 255V257L64 263V264H68V262H69V264H124V261L123 262H121L122 260H119V261H114L112 258H107L105 255H103L104 254V252H106L107 250L108 251H110V253H115L114 251H116V252H118V253H120L121 251H123V252H126V250H127V252H126V254H129V252H128V250H130V241L127 239V241H125V245H123V246H118V244H115L114 242H113V244H112V239H111V241L109 242H106V244L104 243L102 246H99L98 244L97 245H93L92 244V241H91V238H93L94 236H95V234H94V236L93 237H91V234L90 233H88L87 234V232L86 233H84V235H82V236H80V235H78L77 236V232H76V230H74L73 229V227L71 226V224L73 225V220H72V222H69L70 221V218H69V220H68V222H66V223H64L63 221H61V222H57V221H55V220H53V221H51V222H47V223H38V224H36V222H37V220H39ZM72 218V217H71ZM74 218V217H73ZM177 221H176V220ZM175 220V221H174ZM179 220V221H178ZM183 220V221H182ZM190 220H191V222H190ZM188 221V222H187ZM53 222H54V225H53ZM57 222V223H56ZM82 222V221H81ZM173 225H172V224ZM182 223V224H181ZM183 223L185 224V225H183ZM41 224H42V227H41ZM50 224V225H49ZM59 224V225H58ZM61 224V225H60ZM108 224H109V222H108ZM179 224V225H178ZM39 227H38V226ZM81 225V227L83 228V229H87L88 228V226L87 225H84V224H80ZM144 225V226H143ZM52 226V227H51ZM56 226V227H55ZM59 226V227H58ZM183 226V227H182ZM71 227V228H70ZM181 227V228H180ZM51 228V229H50ZM65 228V229H64ZM148 228H149V230H148ZM183 228V229H182ZM216 228V227H215ZM215 228H214V230H215ZM219 228H223L222 226H219ZM73 231H75V232H73ZM91 232V231H90ZM93 233V232H92ZM219 233H221V231H219ZM68 234V235H67ZM87 234V235H86ZM187 234H189V235H187ZM56 235V236H55ZM67 235V236H66ZM89 235V237H87ZM152 235V236H151ZM173 235V236H172ZM187 235V236H186ZM231 235H232V237H231ZM148 236H150V237H148ZM179 236V237H178ZM224 236V237H223ZM241 236V237H240ZM58 237V238H57ZM77 239H76V238ZM79 237H81V238H79ZM229 237V238H228ZM87 238V239H86ZM156 238V239H155ZM175 238V239H174ZM224 238H226V239H224ZM232 238V239H231ZM60 239V240H59ZM75 240V241H72V240ZM85 239H86V241H85ZM153 239V240H152ZM159 239V240H158ZM163 239V240H162ZM165 239V240H164ZM228 239H229V241H228ZM223 240H224V242H223ZM234 240V241H233ZM241 240V241H240ZM71 241V242H70ZM80 241V242H79ZM152 241V242H151ZM177 241V242H176ZM192 241H191V243H192ZM228 241V242H227ZM76 242V243H75ZM129 242V243H128ZM161 243V245H159L160 243ZM167 242V243H166ZM226 242V243H225ZM65 243V244H66ZM80 243V244H79ZM155 243V244H154ZM157 243V244H156ZM173 243V244H172ZM234 243V244H233ZM238 243V244H237ZM262 243V248L260 249L261 251V254L264 256V240L261 242ZM75 244H76V246H75ZM88 246H87V245ZM112 244V245H111ZM60 245H63V244H60ZM176 245V246H175ZM182 245V246H181ZM231 245V246H230ZM234 245V246H233ZM79 248H78V247ZM97 246V247H96ZM107 246V247H106ZM227 246V247H226ZM233 246V247H232ZM236 246V247H235ZM74 247V248H73ZM84 247V248H83ZM99 247V248H98ZM105 247V248H104ZM128 247V248H127ZM139 246H138V244L135 246V248L134 249H132L133 251H132V254L131 255H129L128 257H129V259L131 258V257H133V258H131L130 259V264H136L137 263V261L139 262V260H140V257L139 256H141L140 254H138V251H140V248H138ZM260 247H261V245H260ZM95 248V249H94ZM102 248V249H101ZM167 248V249H166ZM234 250H232V249ZM259 247H257V249H258ZM74 249L75 250H77V251H75L74 252ZM82 249V251H80ZM116 249V250H115ZM122 249V250H121ZM126 249V250H125ZM146 249H148V251L146 250ZM152 249V250H151ZM158 249V250H157ZM177 249V250H176ZM79 250V251H78ZM98 250V251H97ZM236 250H238L237 252H236ZM37 251H38V249H33V251L30 253V256L31 257H34V255H36V253H37ZM72 251V252H71ZM137 251V252H136ZM143 251V253H145ZM228 251V252H227ZM232 251V252H231ZM74 252V253H73ZM85 252V253H84ZM97 252H99V253H97ZM152 252V253H151ZM191 252V253H190ZM193 252V253H192ZM198 252V253H197ZM230 252V253H229ZM235 252H236V254H235ZM94 253H96V254H94ZM135 253V254H134ZM157 255H156V254ZM162 253V254H161ZM190 253V254H189ZM213 253V254H212ZM75 254H77V255H75ZM96 255V256H94V255ZM98 254V255H97ZM137 254V255H136ZM227 254V255H226ZM230 254V255H229ZM232 254H233V256H232ZM160 255V256H159ZM208 255V256H207ZM75 256V257H74ZM91 256H93V257H91ZM201 256V257H200ZM213 256V257H212ZM216 256L218 257V258H216ZM228 256V257H227ZM232 256V257H231ZM88 257H90V258H88ZM138 257V258H137ZM163 257V258H162ZM194 257V258H193ZM227 257V258H226ZM73 258V259H72ZM87 258V259H86ZM201 258V259H200ZM211 258V259H210ZM212 258L214 259V260H212ZM230 258V259H229ZM244 258V257H243ZM86 259V260H85ZM163 259V260H162ZM166 259V260H165ZM199 259V260H198ZM204 259V260H203ZM75 260V261H74ZM80 260V261H79ZM101 260V261H100ZM107 260V261H106ZM133 260H134V263H132L133 262ZM196 260V261H195ZM201 260H203V261H201ZM244 260H246V259H244ZM243 260V261H244ZM73 261V262H72ZM86 261V262H85ZM198 261H200V263L198 262ZM225 261V262H224ZM247 263H244V264H263V262H262V260H260V257L257 259L256 257L254 258V257H250L249 259H247ZM256 261V262H255ZM260 261V262H259ZM79 262V263H78ZM82 262V263H81ZM89 262V263H88ZM169 262V263H168ZM210 262V263H209ZM230 262V263H229ZM238 262V263H237ZM126 264V263H125Z\"/></svg>","mask_w":264,"mask_h":264}]
</instances>
